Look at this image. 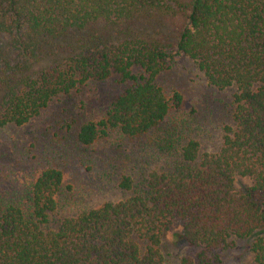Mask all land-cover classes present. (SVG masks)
Masks as SVG:
<instances>
[{
    "label": "trees",
    "instance_id": "obj_1",
    "mask_svg": "<svg viewBox=\"0 0 264 264\" xmlns=\"http://www.w3.org/2000/svg\"><path fill=\"white\" fill-rule=\"evenodd\" d=\"M2 36L14 55L0 56V130L116 73L132 85L101 119L83 123L77 140L148 133L181 104L154 82L177 56L211 87L235 91L233 126L217 151L188 138L178 163L145 173L142 189L123 175L118 187L130 195L64 217L56 229L45 227L62 175L42 170L27 210H0V264H165L159 246L175 218L184 242L199 249L181 264H219L220 249L248 238L253 264H264V0H0ZM242 178L248 184L237 188Z\"/></svg>",
    "mask_w": 264,
    "mask_h": 264
},
{
    "label": "rangeland",
    "instance_id": "obj_2",
    "mask_svg": "<svg viewBox=\"0 0 264 264\" xmlns=\"http://www.w3.org/2000/svg\"><path fill=\"white\" fill-rule=\"evenodd\" d=\"M13 55L10 37H0V56L11 59ZM133 74L139 76L140 72L133 69ZM154 82L168 99L174 93L180 95L181 104L169 109L162 124L136 137L123 136L114 129L87 146L77 140L80 126L101 119L115 98L132 85L116 73L53 97L22 126L2 128L0 210L8 203L27 210L34 179L46 168L57 169L62 175L57 208L45 227L56 229L64 217L130 195L118 187L123 175L130 176L135 190L142 189L145 173L169 170L178 163L177 151L188 138L198 140L201 151H217L224 127L233 126L234 87H211L191 60L179 56ZM245 184L247 179L236 181L237 188ZM181 232L182 222L175 218L162 235L159 249L165 264H181L184 257L195 260L199 249L188 246ZM250 243V238L230 241L218 251L219 264H253Z\"/></svg>",
    "mask_w": 264,
    "mask_h": 264
}]
</instances>
